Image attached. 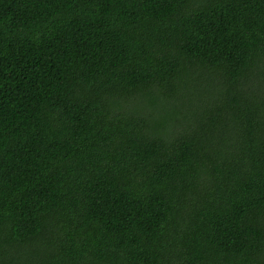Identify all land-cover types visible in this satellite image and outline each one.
Instances as JSON below:
<instances>
[{
  "label": "trees",
  "instance_id": "1",
  "mask_svg": "<svg viewBox=\"0 0 264 264\" xmlns=\"http://www.w3.org/2000/svg\"><path fill=\"white\" fill-rule=\"evenodd\" d=\"M0 264H264V0H0Z\"/></svg>",
  "mask_w": 264,
  "mask_h": 264
}]
</instances>
